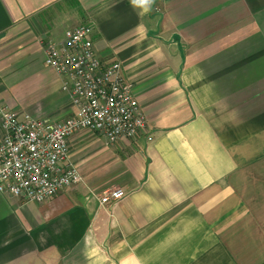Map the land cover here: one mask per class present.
I'll list each match as a JSON object with an SVG mask.
<instances>
[{"label": "crops", "instance_id": "0c3cea01", "mask_svg": "<svg viewBox=\"0 0 264 264\" xmlns=\"http://www.w3.org/2000/svg\"><path fill=\"white\" fill-rule=\"evenodd\" d=\"M84 23L147 125L74 134L84 181L45 202L0 192V264H264V0H0V107L74 117L43 41Z\"/></svg>", "mask_w": 264, "mask_h": 264}, {"label": "built area", "instance_id": "2783aa9c", "mask_svg": "<svg viewBox=\"0 0 264 264\" xmlns=\"http://www.w3.org/2000/svg\"><path fill=\"white\" fill-rule=\"evenodd\" d=\"M93 25L68 29L60 41H43L45 63L62 80L77 114L50 121L0 107V192L26 202H45L83 176L70 160V138L81 131L96 133L109 143L134 138L147 116L125 79L119 61L105 64L95 50ZM126 197L113 189L100 197L104 206Z\"/></svg>", "mask_w": 264, "mask_h": 264}, {"label": "clouds", "instance_id": "9594fccd", "mask_svg": "<svg viewBox=\"0 0 264 264\" xmlns=\"http://www.w3.org/2000/svg\"><path fill=\"white\" fill-rule=\"evenodd\" d=\"M129 2L138 15H145L152 10L155 0H129Z\"/></svg>", "mask_w": 264, "mask_h": 264}]
</instances>
